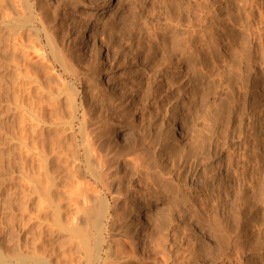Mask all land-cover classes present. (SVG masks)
<instances>
[{"label":"rangeland","instance_id":"1","mask_svg":"<svg viewBox=\"0 0 264 264\" xmlns=\"http://www.w3.org/2000/svg\"><path fill=\"white\" fill-rule=\"evenodd\" d=\"M12 1L0 0L1 10L9 2L3 8L8 10L9 4L11 9L6 12L10 16L17 15L11 4L20 0ZM132 1L135 19L127 23L125 32L110 33L104 26V34L100 35L103 45L107 43L105 47L109 48L100 61L120 81L125 80L123 87L116 86V99L102 100L90 77L86 75V81L78 77L79 80L71 72L62 75L67 84L66 93L59 84L61 76L56 81L55 74L58 76L61 72L53 61L43 63L45 69L48 67L44 70L41 66L44 71L39 67V76L48 83L51 80L56 97L60 93L63 99L69 93L66 96L70 95L72 105L67 104L68 107L73 108L75 104L79 120L91 117L88 119L90 130L104 129L116 138V143L119 140L118 146L131 140L138 147L139 156L148 158L145 162L149 180L159 177L161 181L184 188L197 205V209L189 205L176 213L166 251L151 243L139 227V264H264V0ZM27 2L31 3L32 13H39L36 0ZM48 7L56 12L50 26L63 37H72L65 44L69 43L66 46L72 49H69L71 54H78L72 55L74 64L85 58L86 63L81 61L83 64L78 65L90 68L92 62L87 64L91 61L90 55L82 56L77 33L79 29L91 30L94 24H82L81 17H70L69 7L63 0L60 3L48 0ZM7 17L4 15L3 19ZM40 24L35 26L37 30L41 28L38 35L44 40ZM180 54L184 55L185 72L171 80L169 75L164 83V74ZM32 61L38 62L34 57ZM1 71L0 80H5L1 81L5 88L1 83L0 139L4 136L5 139L0 140V253H5L6 264H29L25 261L28 248L21 246L25 240L21 212L12 203L14 193L22 197L21 186L27 177L18 153L14 154L19 165L16 171L9 167L13 157L9 146L12 144L17 151L21 147L17 140H9L14 123L11 113L16 102L11 78L7 80L12 83L10 86L6 84L9 76ZM58 84L63 93L59 89L55 91L60 88ZM7 86L12 89H6ZM45 92L40 90L44 97L39 102H54L45 98ZM67 111H63L66 120L61 118V122L69 120ZM43 119H48V115ZM74 121L76 129L78 122ZM178 121L184 126V132L175 141L168 140L170 125ZM22 150L26 152L24 146ZM107 163L105 159L104 164ZM137 179L133 176L127 195L139 187L140 179ZM191 214L197 216L190 218ZM216 234L225 237L223 246ZM153 246L155 250L150 249Z\"/></svg>","mask_w":264,"mask_h":264},{"label":"bare ground","instance_id":"2","mask_svg":"<svg viewBox=\"0 0 264 264\" xmlns=\"http://www.w3.org/2000/svg\"><path fill=\"white\" fill-rule=\"evenodd\" d=\"M58 1L60 3L62 0ZM63 1L69 7L70 17L74 19L81 17L82 24L87 22L94 24L91 30L79 29L77 33L81 50L84 52L82 56L85 54L87 56L89 53V59L91 58L87 64L92 62V66L88 69L78 65L79 62H83L85 56L81 61L76 60L77 65L74 64L73 57L78 54L75 55L74 52V55L71 54L70 48L66 46L69 43L65 44L67 38H70L66 36L69 35L65 38L54 26H50L52 24L50 20L56 16V12L48 7V0H36V5L39 6L37 14L32 13L31 3L29 4L27 0L14 2L11 4L14 8L10 5L17 14L13 15L11 12V16H16L15 18L7 14L11 9L9 4L7 12L3 8L10 1L4 3L2 7L5 14L0 9L3 17L4 15L7 17L6 14L10 16V19L7 17L8 20L7 18L4 20L5 18L3 19L0 14V20L3 19L0 21V32H2L0 33V69L4 71L6 77L9 76L6 84H10L7 80L11 78L10 82L13 83L12 88H14L12 93L16 102L13 112H9H12L13 120L12 118L10 120L14 122H11L9 140L10 142L17 140L21 147V150L17 151L12 144L9 146L13 154L9 167L16 171L19 165L14 154L18 153L27 177V182L21 186L22 197L19 198L14 193L12 200L16 205L13 208L21 212V228L25 232V240L21 246H26L27 253L29 252L25 261L28 260L29 264H139V227L143 229L145 237L150 239L151 243L153 241L156 247L159 246L166 251L170 229L176 223V213L183 212L182 209L189 205L197 209V205L184 188L169 183L170 181H161L159 177L149 180L146 177L149 172L148 164L146 165L145 162L148 158L139 156V149L132 145L131 140L118 146L119 140L116 143V138L114 140V137L109 133L106 134L104 129L90 130L91 124L88 119L91 117L88 119L82 117L79 120L75 104L74 109L68 107L67 104L72 105L70 95L66 96L69 93L63 99H61L63 95L59 97L60 93L56 97L54 87H51V80L49 84L48 80H44L46 78L39 76L38 71L48 68L45 69L43 63L53 61L60 67L61 73L58 76L56 73L55 77H58L56 78L58 81L61 76L59 81H62L59 84L62 88L67 85L62 79L63 74L71 72L72 75L75 74L77 78L85 81L87 75L94 83L95 90L97 88L101 92L102 100L108 101L117 96L115 92L118 85L125 84V80L120 81L118 76L109 72L106 63L100 61L106 57L109 49L105 47L107 43L103 45L104 39L101 34H104L103 31L106 29L104 26H107L110 33H124L127 23L135 19L136 13L133 11L135 3L132 0ZM38 23H41L44 40L38 35L39 31L41 32V28L37 30ZM90 33L94 34V40ZM30 52L35 54L36 57L34 55L33 57L38 62L32 61ZM183 60L184 55L180 54L164 74V83H167L169 75L171 80L175 75L185 72L186 68L182 66ZM106 70L108 73L105 72ZM50 72L52 73L53 69ZM52 75L54 76V73ZM47 77L51 79L50 76ZM1 81L3 80H0V84ZM52 83L56 82L52 80ZM3 86L5 88V85ZM8 86L6 89L11 90L12 88L9 89ZM71 86L69 88L72 91L76 90ZM60 88H55V91L62 90ZM40 90L46 91L45 98L55 101L49 104L45 101L39 102L44 97ZM63 90L60 92L63 93ZM96 97L93 96L92 99ZM61 109L70 113L66 122L60 121L61 118L65 119ZM46 114L48 119H43ZM61 115L63 117H60ZM9 116L11 117L10 114ZM74 119L78 122L76 129ZM183 132L182 123L173 122L167 131V139L175 141ZM168 143L166 142L165 146L168 147ZM111 144H114L113 147L117 144L115 149L112 150ZM22 146L26 148L25 153ZM105 159H108L107 164H104ZM133 176H137V180L140 179V184L127 195L126 190L128 184L132 185ZM196 216L191 214L190 218ZM222 234L219 236L216 234L221 246L226 243ZM4 255L5 253L2 255L0 253L1 264H6Z\"/></svg>","mask_w":264,"mask_h":264}]
</instances>
